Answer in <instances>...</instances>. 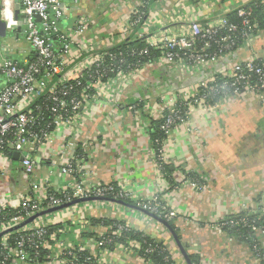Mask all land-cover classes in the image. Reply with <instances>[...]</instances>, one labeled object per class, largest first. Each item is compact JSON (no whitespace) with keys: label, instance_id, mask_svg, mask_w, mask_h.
Listing matches in <instances>:
<instances>
[{"label":"crops","instance_id":"obj_1","mask_svg":"<svg viewBox=\"0 0 264 264\" xmlns=\"http://www.w3.org/2000/svg\"><path fill=\"white\" fill-rule=\"evenodd\" d=\"M136 1L81 0L73 5L72 0H61L70 21L63 28L70 31L78 21L85 20L91 29L86 34L88 38L95 35L102 49H110L157 33L160 29L155 20L157 12L165 17L175 16L179 24L186 19L208 23L253 0H170L164 5L155 0L144 23L123 41L119 35L125 30ZM104 5L114 7L113 13L104 12ZM25 31L26 26L21 23L16 29H7L6 37H0L3 40L0 47L9 50L5 59L0 58V68L8 58L22 64L31 59ZM17 52L20 59L15 57ZM263 55L264 31H258L237 51L206 68L195 70L159 62L146 66L122 84L118 95L86 105L76 127L60 128L49 142L34 151L37 167L32 176L23 173L20 154L17 162L13 156L12 167L0 178V203L16 209L27 196L40 200L47 195L44 190L62 194L70 191V182L75 184L79 180L92 187L113 184L132 193L136 201L161 196L163 203L177 212L172 221L173 231L156 216L135 208L83 203L74 211H58L44 218L68 229L58 250L82 249L98 256V264H153L135 250L127 252L120 246L100 251L97 239L110 234V228L93 221L107 219L122 222L163 244L175 264H188L179 243L191 262L192 258L196 260L195 264H259L249 244L213 225L244 214L264 218V95L245 93L227 97L217 106L192 108L188 123L166 139L163 151L171 169L169 175L155 164L149 127L151 120L165 115L181 93L194 94L202 83L220 77L235 64ZM2 75L5 76L0 70V91L8 84ZM134 105L139 106L130 110ZM70 161L77 171L64 175L62 167ZM190 174L205 185L202 191L187 180ZM33 185L40 186V192H33ZM39 264L67 263L56 257Z\"/></svg>","mask_w":264,"mask_h":264},{"label":"built area","instance_id":"obj_2","mask_svg":"<svg viewBox=\"0 0 264 264\" xmlns=\"http://www.w3.org/2000/svg\"><path fill=\"white\" fill-rule=\"evenodd\" d=\"M80 1L72 0V3L78 5ZM153 2L154 0L136 1L127 26L119 35L123 41L144 23L143 21L149 16L147 9ZM11 3L12 19L15 23L9 25L3 19L2 21L5 22L8 30L16 29L22 22L24 23L25 39L31 47L32 55L31 59L24 64L11 58L1 64L0 70L8 84L0 91V178L12 167L10 155L14 156L15 153H19L22 157L23 173L32 176L37 167L33 157L34 151L49 142L60 128L72 130L76 127L86 105L100 101L104 97L110 99L112 94L120 92L123 83L132 79L146 66L153 64L128 65L122 53L110 52L112 48L102 49L95 35H89L90 39L86 35L91 29L85 20L78 21L70 31H65L63 24L70 21L61 0H11ZM0 7V13H3L4 0H0ZM238 14L243 18L245 27L241 30L237 25L230 23L227 17L208 23L191 22L186 19L179 24V20H174L175 16L165 17L157 12L155 20L160 24L159 31L150 36L142 35L140 40L145 47L140 51H132L130 56L140 54L141 57L149 58L151 53L156 52L159 54L156 62L160 64L195 70L206 68L237 51L243 42L250 41L254 33L256 34V26L250 21L251 12L241 8ZM170 24L172 26L168 27ZM223 31L226 33L225 37L221 36ZM220 77L222 80L220 83L214 77L202 83L196 93H181L177 96L174 104L167 109L168 114L160 117V119L165 117L162 130L167 137L179 126L188 123L190 111L196 105L217 106L219 103L208 105L207 99L211 95L221 94L225 96L224 99L245 93L264 95V55L235 64ZM162 99L164 100L163 97ZM179 103L184 104L187 110L185 117L177 109ZM138 106L134 105L130 110ZM163 150L159 154L155 152V164L164 174V167L169 165ZM76 171L73 161L67 162L62 167L64 175L67 173L74 175ZM186 178L196 190L202 191L205 188V185ZM70 186L69 194L44 190L47 195L40 200L27 196L22 199V205L16 209L7 208L0 203V213L8 209H22V213H25L24 216L16 217L8 223H1L0 234L22 225L27 219L33 217L34 213L41 212L44 204H46L45 209H52L71 203L73 200L92 198L112 200L111 202H89L94 205L117 204L114 202L131 200L136 202V207L141 211L159 214L167 222L177 218V212L169 209L158 196L149 203H145L136 201L132 193L120 187V190L116 191L113 184L92 187L79 180L75 184L70 182ZM39 187L33 185L31 190L38 193ZM76 206L62 211L70 209L74 211ZM64 215L67 218V215ZM243 223L246 224V221ZM58 224L63 225L57 221L54 224L44 219L35 220L21 229L20 233L25 235L20 237L14 248H11L9 244L10 233L3 236V247L7 253L0 264L27 262L29 260L26 255L27 249L36 251L43 249L53 253L59 251L57 255L73 258L72 261L66 259L67 264H73V261L78 264L80 260L76 254L77 250L85 251L74 247L57 249L68 233L65 225L59 233L49 236V240L46 239L47 228ZM229 225H234L233 221L223 219L214 223L213 226L220 232L226 233L224 228ZM252 229L257 237V244L252 247V253L255 260L262 264L264 226ZM112 235L117 236V233ZM109 245L115 244L108 234L99 236L97 246L100 251L101 249L109 250ZM117 246L120 245L112 248ZM120 247L127 252H133L139 245L130 243L127 247L122 245ZM154 251L155 249L150 247L147 253L152 254ZM89 255L90 257L86 258V264H98V256Z\"/></svg>","mask_w":264,"mask_h":264},{"label":"trees","instance_id":"obj_3","mask_svg":"<svg viewBox=\"0 0 264 264\" xmlns=\"http://www.w3.org/2000/svg\"><path fill=\"white\" fill-rule=\"evenodd\" d=\"M242 9H245V10L251 12L250 21L252 24H254L256 26V33L258 31H264V0H253L248 5L243 6ZM238 10L239 9L231 11L226 17L230 23L237 25L239 30H241L245 27L243 24V18L239 16ZM254 35H255V33H254ZM221 36L225 37L226 33L223 31ZM240 44H241V40H240ZM144 47H145L144 43L141 40H139V39L135 40L134 39V41L130 40L129 42H127L123 45L121 44L117 47L112 48L110 50V52L122 53L123 56L127 59L128 65H135V64L139 65L140 64L139 66H141V65H144L146 63H153V64L156 63L157 58L159 57V54L156 52L151 53V56L149 58L141 57L140 54H137L136 56H130L132 51H140ZM213 50H214V48L212 47V51ZM216 79L219 83L222 81L221 77H216ZM224 98H225V96H223L221 94L211 95L209 97V99H207V103H208V105L219 103ZM42 99L43 98H41V100ZM38 102H40V100H38ZM177 109H179L182 112L183 117H185V113L187 112V110H186L184 104L179 103ZM167 114H168V112L165 113V115H167ZM164 122H165V117H163V119L150 121V127L149 128H150L151 144H152L154 151L157 154H159L160 151L164 149V145H165V142L167 139L166 133L162 130V126H163ZM10 156L13 158L12 154ZM163 172L165 175H169L171 172L170 167L165 166ZM187 177L189 178V180L191 179L194 182L201 183V182H199L198 178L194 175L190 174V175H187ZM114 186H115L116 191L120 190V188L117 185H114ZM66 193L69 194L71 192L68 191ZM158 197L161 198V196H158ZM109 200H111V199H109ZM76 201L77 200H73V201H71V203L76 202ZM115 202L118 205H121L123 207L135 208L137 210H140L136 207L137 206L136 202H133L131 200H120V201H115ZM143 202L149 203V201H143ZM66 204H70V203H66ZM66 204H64V205H66ZM45 208H46V204L43 205V209H45ZM42 213L43 212L34 213V216L27 219L24 223H26L27 221H29L32 218H35V220L46 218L47 215H42ZM24 214L25 213H22V209L5 210V211L0 213V224L1 223H8V222L12 221L13 219H15L16 217L24 216ZM152 215L156 216L157 218H159L162 221H165V220H163V217H161L159 214L158 215L152 214ZM228 220L233 221L234 225H229V226L224 228V230L226 231L227 234L232 236L234 239L246 242L247 244H249V246L251 248L257 244V237H256V234L253 232L252 228L253 227H263L264 226V218H260L259 215L244 214V215H241L238 217L229 218ZM243 221H246V224H244ZM93 222H94V224H103L102 226L110 228V234H108V237H111L113 239L115 245H120V246L122 245L124 247L125 246L127 247L128 244H130V243H135V244L139 245L138 249H134V250L136 252H138L144 260L150 261L153 264H175L169 250L163 244L158 243L157 241H155L154 239L145 235L144 233L137 231L136 229L128 228V227H126L125 224H123L122 222H119V221L102 219V220H94ZM165 222H167V221H165ZM167 223L170 225L171 229H173L172 221L167 222ZM23 227H21L20 229H18L16 231H12L9 234V236H10L9 244H10L11 248H14L16 243L20 239V237L25 235V234L20 233V231ZM62 227L63 226L61 224L49 226L47 228L48 234L46 236L47 237L46 239L49 240V236H51L52 234H55V233L56 234L59 233V231ZM115 233H117V236L112 235ZM2 238L3 237H0V263L3 262L4 256L7 253V251L3 247ZM50 243H51V241H50ZM51 244L53 245V243H51ZM115 245H109L108 248L112 249V247H114ZM150 247L155 249L154 253H152V254L147 253V251L149 250ZM76 254L80 260L78 264H86V258L90 257L88 252H81L80 250H77ZM26 255L28 256V259H29L27 262L38 263V264L47 262L48 260L53 259V258L55 259L56 257H60L61 260H66V259L69 261L73 260V258H69L68 256H58L57 253H52L49 250H43V249H40L38 251H36L34 249H27ZM192 263H194V264L196 263V260L193 258H192ZM7 264H12V263H7ZM73 264H76V263L73 261ZM262 264H264V261Z\"/></svg>","mask_w":264,"mask_h":264},{"label":"water","instance_id":"obj_4","mask_svg":"<svg viewBox=\"0 0 264 264\" xmlns=\"http://www.w3.org/2000/svg\"><path fill=\"white\" fill-rule=\"evenodd\" d=\"M154 1H155V0H154ZM0 11H1V7H0ZM22 23H23V22H22ZM6 35H7L6 24H5V22L2 21V19H0V37H1V38H2V37L4 38V37H6ZM126 42H127V41H125L124 43H122V45L125 44ZM14 160H15L16 162L19 161V154H18V153H15V154H14ZM99 201H102V202H111V201L108 200V199H103V200H102V199H93V198H92V199H82V200H77L76 202H73V203H70V204H66V205H63V206H59V207H56V208L50 209V210H48V211L42 213V215H47V214L55 213V212H58V211H62V210L68 209V208H70V207H72V206L81 205V204H83V203L99 202ZM114 203H116V202H114ZM138 211H140V210H138ZM142 212H143V211H142ZM144 213H146V212H144ZM147 214H149V213H147ZM149 215H151V214H149ZM34 219H35V218H32V219H30L29 221H27L26 223H23L22 225H19V226L15 227V228L11 229V230L8 231V232H5V233L0 234V237H3V236H5V235L11 233L12 231H16V230L20 229L21 227L28 225V224L31 223ZM163 224H164L166 227H168L171 231H173V230L171 229L170 225H169L167 222L163 221ZM175 237H176V239H177V236H175ZM177 241H178V239H177ZM178 243H179V242H178ZM178 245H179V247L181 248V251L183 252V255H184L185 258L187 259L188 264H192L191 260L188 258L186 252H185L184 249L182 248L181 244L179 243Z\"/></svg>","mask_w":264,"mask_h":264},{"label":"rangeland","instance_id":"obj_5","mask_svg":"<svg viewBox=\"0 0 264 264\" xmlns=\"http://www.w3.org/2000/svg\"><path fill=\"white\" fill-rule=\"evenodd\" d=\"M160 2L162 3V5H164V3H166V2L169 3L170 0H161ZM104 7H105L104 8V12L113 13L114 7L109 6V5L108 6L107 5H104ZM10 33H13V32H8V35H10ZM12 43L16 44L15 41L12 42ZM2 44H3V40H0V46H2ZM8 54H9V50L8 49H6L5 47H0V56H2L0 58L5 59ZM15 57L18 58V59H20V53L17 52L15 54ZM1 77H4L5 78V76H3V75Z\"/></svg>","mask_w":264,"mask_h":264},{"label":"clouds","instance_id":"obj_6","mask_svg":"<svg viewBox=\"0 0 264 264\" xmlns=\"http://www.w3.org/2000/svg\"><path fill=\"white\" fill-rule=\"evenodd\" d=\"M4 11L3 13H0V19H3L6 21L9 25L15 23V21L12 19V10H11V0H4Z\"/></svg>","mask_w":264,"mask_h":264},{"label":"bare ground","instance_id":"obj_7","mask_svg":"<svg viewBox=\"0 0 264 264\" xmlns=\"http://www.w3.org/2000/svg\"><path fill=\"white\" fill-rule=\"evenodd\" d=\"M4 7H5V4H4ZM11 10H12V14H13V6H12V3H11Z\"/></svg>","mask_w":264,"mask_h":264}]
</instances>
